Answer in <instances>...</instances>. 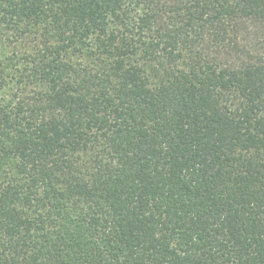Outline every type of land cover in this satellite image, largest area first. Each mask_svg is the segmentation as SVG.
<instances>
[{"label": "trees", "instance_id": "trees-1", "mask_svg": "<svg viewBox=\"0 0 264 264\" xmlns=\"http://www.w3.org/2000/svg\"><path fill=\"white\" fill-rule=\"evenodd\" d=\"M0 264H264V0H0Z\"/></svg>", "mask_w": 264, "mask_h": 264}]
</instances>
